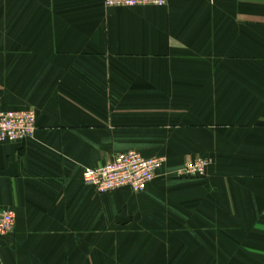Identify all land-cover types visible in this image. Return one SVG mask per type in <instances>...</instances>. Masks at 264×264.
<instances>
[{
  "label": "crops",
  "instance_id": "0c3cea01",
  "mask_svg": "<svg viewBox=\"0 0 264 264\" xmlns=\"http://www.w3.org/2000/svg\"><path fill=\"white\" fill-rule=\"evenodd\" d=\"M30 108L0 264H264V0H0V110ZM131 150L166 158L144 192L84 181Z\"/></svg>",
  "mask_w": 264,
  "mask_h": 264
},
{
  "label": "built area",
  "instance_id": "2783aa9c",
  "mask_svg": "<svg viewBox=\"0 0 264 264\" xmlns=\"http://www.w3.org/2000/svg\"><path fill=\"white\" fill-rule=\"evenodd\" d=\"M107 7H134L140 5L164 6L167 0H104ZM37 116L34 109L0 110V145L5 142L25 141L35 136ZM165 157H145L131 150L118 155L113 161L83 171V179L100 193L129 187L144 192L165 164ZM211 160L196 157L176 171L178 177L198 178L206 175ZM12 211L0 207V232L13 228Z\"/></svg>",
  "mask_w": 264,
  "mask_h": 264
}]
</instances>
